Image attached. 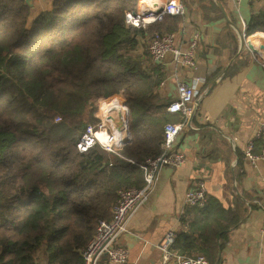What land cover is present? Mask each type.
<instances>
[{"label": "trees", "instance_id": "16d2710c", "mask_svg": "<svg viewBox=\"0 0 264 264\" xmlns=\"http://www.w3.org/2000/svg\"><path fill=\"white\" fill-rule=\"evenodd\" d=\"M139 1L54 0L30 24L27 0H0V264H85L81 250L112 217L118 192L143 187L142 165L164 152V126L177 113L161 90L170 71L148 46L184 17L128 26ZM254 29H264V10L252 11ZM119 94L131 142L119 153L80 152V136L98 122L96 101ZM232 195L228 208L209 194L204 208L187 207L172 250L220 264L231 231L258 206Z\"/></svg>", "mask_w": 264, "mask_h": 264}, {"label": "crops", "instance_id": "0c3cea01", "mask_svg": "<svg viewBox=\"0 0 264 264\" xmlns=\"http://www.w3.org/2000/svg\"><path fill=\"white\" fill-rule=\"evenodd\" d=\"M53 1L33 0L29 23L51 10ZM142 1L139 9L146 8L145 2L163 5L166 0ZM183 2L186 13L173 34L182 51L197 43L195 66L164 60L170 74L161 90L172 101L178 82L203 78L195 99L200 100L198 111L176 141L186 160L160 170L153 192L131 216L118 243L129 250L128 264H162L159 245L169 230L178 232L180 216L189 207L186 193L204 180L208 194L226 208L234 206L233 192L254 198L258 205L231 231L220 264H264V163L254 166L245 156L264 116V39L246 40L245 34L258 30L247 33L252 11L264 10V0ZM174 115L176 122L182 116ZM99 264L116 263L102 258Z\"/></svg>", "mask_w": 264, "mask_h": 264}, {"label": "built area", "instance_id": "2783aa9c", "mask_svg": "<svg viewBox=\"0 0 264 264\" xmlns=\"http://www.w3.org/2000/svg\"><path fill=\"white\" fill-rule=\"evenodd\" d=\"M240 2L241 0H234ZM141 2H143L141 0ZM145 9H139L137 13L126 12L125 22L128 26L146 28L150 24L162 20L164 15L184 16L186 6L183 0H166L163 11L156 15L153 12L145 14ZM264 39V29L254 30L245 34V39ZM196 42H193L186 51H182L176 45L174 34L161 35L155 33L149 42V52L156 63H162L168 51L175 53L177 64L185 67L195 66ZM202 77L193 79L192 83L180 81L177 84V98L172 100L167 110L170 113H179L183 120L169 122L164 126V152L155 158H148L142 165L144 170L143 187H129L118 192V201L112 210L109 220H100L94 237L86 247L81 250V256L85 264H99L102 258H107L116 264H128L129 250L119 245L118 241L127 231V224L131 216L147 201L153 192L160 170L163 167H179L184 164L186 156L184 152L176 148V141L180 133L186 128L187 122L193 113V103L199 93ZM98 122L89 124L76 143L77 149L88 152L99 145L109 153H119L124 147L125 141L131 137L129 117L130 108L125 98L112 96L98 99ZM256 139L264 140V116L262 117L255 138L248 142L245 149L246 158L256 166L264 163V151L255 152ZM264 182V176H263ZM186 203L190 207L204 208L208 203V192L204 180L196 181L186 193ZM264 209V201H262ZM264 234V228H263ZM177 232L169 230L159 247L162 252V264H210L202 255H181L172 250Z\"/></svg>", "mask_w": 264, "mask_h": 264}, {"label": "water", "instance_id": "95a60500", "mask_svg": "<svg viewBox=\"0 0 264 264\" xmlns=\"http://www.w3.org/2000/svg\"><path fill=\"white\" fill-rule=\"evenodd\" d=\"M27 3L29 6H33V0H27ZM145 6H146V9H145V14L148 15V13L150 12H153L155 13L156 15L160 14L162 11H163V5L161 4H153V5H150L148 2H145ZM175 59V53L173 51H168L165 56H164V60L166 62H172L173 60ZM206 95V94H205ZM204 95V96H205ZM203 96V97H204ZM202 98V97H201ZM200 98V99H201ZM199 104H200V100L197 101V103L195 102L194 106H193V113L187 123V126L188 127H191L192 125V122H193V119H194V116L196 114V112L198 111V107H199ZM132 140V137H129L126 141H125V144H128L130 143Z\"/></svg>", "mask_w": 264, "mask_h": 264}, {"label": "rangeland", "instance_id": "374dc122", "mask_svg": "<svg viewBox=\"0 0 264 264\" xmlns=\"http://www.w3.org/2000/svg\"><path fill=\"white\" fill-rule=\"evenodd\" d=\"M139 3H140V1H139ZM139 6H140V4H139ZM116 96H121V97H123V98H125L126 99V97L124 96V95H122V94H119V95H116ZM96 107H97V109H96V111H95V115H96V117H97V111H98V101H96ZM99 112V111H98Z\"/></svg>", "mask_w": 264, "mask_h": 264}]
</instances>
